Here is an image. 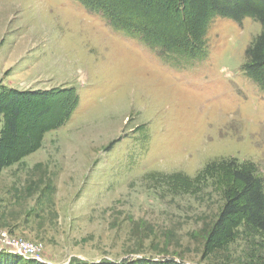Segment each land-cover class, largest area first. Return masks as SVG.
<instances>
[{
  "label": "rangeland",
  "instance_id": "obj_1",
  "mask_svg": "<svg viewBox=\"0 0 264 264\" xmlns=\"http://www.w3.org/2000/svg\"><path fill=\"white\" fill-rule=\"evenodd\" d=\"M101 1L154 40L195 15L168 0ZM260 31L252 17H217L206 58L164 57L78 0H0V252L264 264V234L244 216L219 225L240 188L230 163L264 177V88L243 71Z\"/></svg>",
  "mask_w": 264,
  "mask_h": 264
},
{
  "label": "trees",
  "instance_id": "obj_2",
  "mask_svg": "<svg viewBox=\"0 0 264 264\" xmlns=\"http://www.w3.org/2000/svg\"><path fill=\"white\" fill-rule=\"evenodd\" d=\"M78 1L91 13L100 15L113 27L148 44L157 52L159 51L162 56L183 55L192 60H202L207 57L205 37L213 19L222 17L242 21L246 17H252L260 22L261 31L246 49L243 71L245 75L264 88V0H168L173 2L177 12H184L190 8L195 13L194 16L185 20L181 36L173 37L169 41L154 40L146 32L136 31L130 25L119 23L113 11L106 9L107 7L105 8L101 0ZM10 125L11 131L15 132V119H12ZM230 169H232L233 182L237 183L240 188L233 195L227 196L219 225L242 215L248 224L264 234V177L253 168L238 166L236 161L230 163ZM0 253V264H41L34 260H23L6 252L5 254ZM140 263L139 260L129 262V264ZM73 264L110 263L77 261ZM174 264L182 263L175 262Z\"/></svg>",
  "mask_w": 264,
  "mask_h": 264
},
{
  "label": "built area",
  "instance_id": "obj_3",
  "mask_svg": "<svg viewBox=\"0 0 264 264\" xmlns=\"http://www.w3.org/2000/svg\"><path fill=\"white\" fill-rule=\"evenodd\" d=\"M23 246V248H27V246L23 245V244H20L19 247L21 248ZM25 255V254H23Z\"/></svg>",
  "mask_w": 264,
  "mask_h": 264
}]
</instances>
